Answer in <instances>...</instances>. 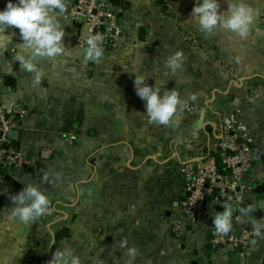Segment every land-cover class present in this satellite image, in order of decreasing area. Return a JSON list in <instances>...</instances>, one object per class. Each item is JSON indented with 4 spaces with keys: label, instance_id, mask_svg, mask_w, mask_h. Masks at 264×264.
<instances>
[{
    "label": "crops",
    "instance_id": "crops-1",
    "mask_svg": "<svg viewBox=\"0 0 264 264\" xmlns=\"http://www.w3.org/2000/svg\"><path fill=\"white\" fill-rule=\"evenodd\" d=\"M107 2L122 30L117 45L99 62H85L76 40L85 29L66 17L67 0L69 51L39 59L38 82L12 59L20 37L9 29L16 35L0 55V109L9 112L19 102L27 114L11 130L16 133H7L6 144L39 166L35 172L11 167L0 179V261L8 264L15 244L23 254L12 264H44L51 248L70 245L82 264H125L119 242L127 239L138 249L135 264H264V238L253 235L243 252L209 249L210 219L187 225L181 235L170 227L190 178L186 164L219 137L223 113L234 110L253 140L254 166H264V0H248L256 18L246 39L199 30L190 21L194 0ZM6 3L0 0V9ZM227 6L220 0L222 11ZM177 50L184 61L172 73L165 62ZM134 70L143 71L148 84L156 80L178 90L183 103L173 122H148ZM23 183L38 185L50 198L48 212L28 224L9 215L10 196ZM245 198L257 209L246 219L264 223L258 205L264 181L247 187ZM240 209L232 225L253 232L241 222Z\"/></svg>",
    "mask_w": 264,
    "mask_h": 264
},
{
    "label": "clouds",
    "instance_id": "clouds-1",
    "mask_svg": "<svg viewBox=\"0 0 264 264\" xmlns=\"http://www.w3.org/2000/svg\"><path fill=\"white\" fill-rule=\"evenodd\" d=\"M66 2L67 0H7L5 7L0 9V55L9 49L16 35L15 31L9 29H18L20 42L12 46L14 52L12 59L25 71L33 73L36 82L43 75L42 69L38 67L39 59H54L69 51L64 43L66 22L63 13L66 10ZM227 5V9L222 11L220 0H194L190 21L205 33L218 29L235 34L240 39H246L255 22L254 9L248 0H227ZM103 39L101 34L86 39V47L79 49L85 62L100 61L104 55ZM183 61L182 51L177 50L167 57L165 63L166 67L175 73L182 67ZM131 72L134 74L136 95L145 101L148 122L160 125L173 122L176 112L183 103L178 90L158 85L156 80L153 84L146 83L148 77L143 71ZM10 199L12 204L9 215L22 224H28L46 214L50 206L48 194L35 184H24L22 190L12 194ZM233 208V204L225 203L222 205L223 210L213 217L217 233L227 234L231 231ZM256 210L251 207L241 208V222L250 223L253 235L264 238V223L246 219ZM119 248L126 250L123 252L126 257L125 264H135L137 247L129 245L127 239H122ZM22 254L21 245L15 244L10 249L8 264L18 260ZM0 264L4 262L0 261ZM48 264H82V260L70 245H62L55 250Z\"/></svg>",
    "mask_w": 264,
    "mask_h": 264
},
{
    "label": "built area",
    "instance_id": "built-area-1",
    "mask_svg": "<svg viewBox=\"0 0 264 264\" xmlns=\"http://www.w3.org/2000/svg\"><path fill=\"white\" fill-rule=\"evenodd\" d=\"M68 1L66 17L86 30L85 34L76 37L81 49L86 47V39L95 34L104 37V52L117 45L122 30L117 14L107 0ZM259 17V26L264 29V9L260 11ZM26 114V108L19 102H14L9 112L0 109V179L3 172L11 167L33 172L38 169L37 159L5 145L8 141L7 133L16 129L17 120ZM237 118L233 109L223 113L219 137L203 156L186 164L190 178L184 184V196L179 209L170 220L171 230L177 235H181L187 225H200L207 219L213 220L216 208L219 207L222 211V205L225 203H231L237 208L243 204L255 207L253 202L247 203L245 193L251 184L264 181V166L257 169L254 166L253 140L247 136L245 126ZM233 221L236 222V219L233 218ZM210 233L213 247H240V252L247 249L253 236L251 230L234 225L227 234L217 233L212 225ZM55 250L51 248L44 264H48Z\"/></svg>",
    "mask_w": 264,
    "mask_h": 264
},
{
    "label": "water",
    "instance_id": "water-1",
    "mask_svg": "<svg viewBox=\"0 0 264 264\" xmlns=\"http://www.w3.org/2000/svg\"><path fill=\"white\" fill-rule=\"evenodd\" d=\"M141 31H142V29L140 30V32H141ZM83 32H86V30H84ZM13 132H15V131H11L9 134L12 135ZM15 133H16V132H15ZM5 145H7V144H5ZM258 153H260L259 150H258ZM255 158H259V157H255ZM244 177H246V174L244 175ZM258 205H259L260 208H264V200H260L259 203H258ZM241 208H246V206L243 204V205H241ZM219 211H220V208L217 207V208H216V212H219ZM235 211H236V206H234V208H233V214H235ZM208 221H209L210 225L213 224V220H212V219H210V220H208ZM211 237H212V235H211V233H210V234L208 235V238L211 239ZM205 246L208 247L209 249L212 248L210 242H207V243L205 244ZM237 250H240V247H237Z\"/></svg>",
    "mask_w": 264,
    "mask_h": 264
},
{
    "label": "trees",
    "instance_id": "trees-1",
    "mask_svg": "<svg viewBox=\"0 0 264 264\" xmlns=\"http://www.w3.org/2000/svg\"><path fill=\"white\" fill-rule=\"evenodd\" d=\"M62 231H63V230H62ZM62 231H61V232H62ZM59 233H60V232L57 231V233L55 234V240H56V241H58V239H59V235H58Z\"/></svg>",
    "mask_w": 264,
    "mask_h": 264
}]
</instances>
